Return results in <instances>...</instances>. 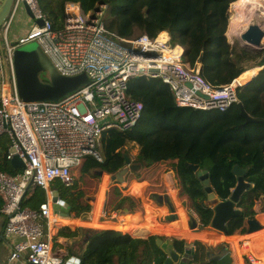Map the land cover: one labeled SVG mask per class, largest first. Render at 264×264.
<instances>
[{"label": "trees", "instance_id": "1", "mask_svg": "<svg viewBox=\"0 0 264 264\" xmlns=\"http://www.w3.org/2000/svg\"><path fill=\"white\" fill-rule=\"evenodd\" d=\"M142 1L37 0V3L54 29L60 28L63 24L66 4L77 5L84 13H90L103 5L106 7L104 17L106 29L120 38L127 39L131 38V25L129 21L124 23V20ZM236 1L153 0L151 12L171 9L173 5L179 7L180 11L173 13L172 18L162 25L155 26V22H150L147 35L155 37L162 31L168 32L171 45L183 48V62L190 66L198 65L200 76L212 87L228 85L248 70L241 66L247 55L242 53L237 56L225 35L229 23L228 10L230 5L233 11L236 10ZM255 67H261V70L237 89L239 103L246 114L256 121L243 129H239L244 120L237 105H233L225 112L179 108L175 105L168 86L161 81L145 77L129 80L127 83L129 98L143 105L140 120L128 131H109L102 134L101 161L87 157L77 169L82 176L94 170L112 175L125 167L124 155L129 158L124 147L127 144H134L138 147V153L134 160L130 158L129 160L140 168L136 172L128 173L125 176V183L146 181L151 187L146 188L145 194L148 192L165 194L164 188L160 185V176L166 171L164 166L169 165L178 188L183 190L187 198L189 209L196 214L200 227L204 228L209 225L212 210L205 207L206 195L201 181L185 164L197 165L199 170L208 173L210 186L220 200L229 197L236 183V178L230 170L234 165H238L246 170L244 180L253 183L254 186L249 192L244 193L237 203L236 207L242 211L243 217L233 220L228 225L227 233L229 235L245 233L244 221L253 217L254 202L264 196V57ZM9 147L8 138L0 136V171L13 175L16 171L6 160ZM82 176L77 183L72 184L74 195L81 183L84 185L90 181L87 178L82 181ZM100 180L102 181L101 178ZM167 184L168 186L170 184L168 178ZM133 187L134 193L141 190V186ZM56 188L57 184L49 186L50 190ZM41 192L38 194L37 190L34 197L25 201L24 205L36 209L39 203L45 201L44 192ZM115 193L119 200L114 209L119 211L126 207L128 211H132L134 200L130 196H121L118 190H115ZM180 194V190H175L177 203ZM61 200L69 204L68 214L77 216L75 206L65 199ZM150 215L151 211L144 220L135 218L128 226L150 223L152 221ZM156 239L158 237L155 235L140 239L112 231L101 232L89 242L85 251V261L88 264H164L165 255L156 246ZM172 242L174 249L181 254L183 249L194 252L192 263L206 264L208 253L207 247L203 244L194 242L187 246L183 241Z\"/></svg>", "mask_w": 264, "mask_h": 264}, {"label": "built area", "instance_id": "2", "mask_svg": "<svg viewBox=\"0 0 264 264\" xmlns=\"http://www.w3.org/2000/svg\"><path fill=\"white\" fill-rule=\"evenodd\" d=\"M23 4L32 14L31 27L9 41V27ZM98 7L96 12L84 13L77 5L66 4L63 24L54 29L37 0H13L1 26L0 136L6 135L10 142L6 160L19 163L12 167L13 175L0 171V216L4 219L0 242L7 246L11 264L20 260L23 264H49V186L73 184L72 169L82 160L92 157L101 161L102 134L128 131L140 120L143 105L129 98V80L145 77L161 81L179 108L225 112L239 103L237 89L242 85L236 80L212 87L200 76L198 65L182 61V47L171 45L167 36L166 41L160 38L164 32L155 37L120 38L105 27L106 7ZM39 20L42 26L36 24ZM29 43L39 46L58 74H84L88 84L57 101H22L12 55ZM4 64L8 68L5 88L1 80ZM37 190L44 192L45 201L36 209L25 206Z\"/></svg>", "mask_w": 264, "mask_h": 264}, {"label": "water", "instance_id": "3", "mask_svg": "<svg viewBox=\"0 0 264 264\" xmlns=\"http://www.w3.org/2000/svg\"><path fill=\"white\" fill-rule=\"evenodd\" d=\"M12 3L13 0H1L0 27L8 17ZM23 10L26 16L29 19H32V14L27 5L23 4ZM98 10L99 7H96L94 12ZM91 17H93V14ZM36 24L42 26L43 22L39 20L36 21ZM263 37L264 31L261 29L260 25L251 22L242 31L239 39L243 43L242 47L250 48L254 51H261L263 50L261 43ZM12 61L17 93L19 98L24 102L57 101L68 96L78 88L88 84V79L84 74L73 77H65L58 74L36 43H29L16 48L12 55ZM40 74H44L47 80H40ZM203 97L207 98L206 96ZM237 106L240 109V116L244 120L243 124L239 126V129H243L245 126L256 123L255 120L246 114L241 103H238ZM124 159L125 167L119 169L116 173L109 175L111 183L122 184L128 172H136L139 170L140 166L131 164L127 155H124ZM10 164L15 168L19 166V163L16 160H13ZM185 166L193 173H196L198 179L202 183L203 191L207 194L205 207H209L212 210L209 228L224 234L227 233L228 224L233 220L241 219L243 217L242 211L237 208L236 205L242 195L251 187L250 184L244 181L246 170L241 169L238 165H234L231 168L230 173L236 178L235 186L230 191V195L226 200H220L210 189L208 173L206 171L199 170L197 165L185 164ZM173 182L176 187L177 183L174 178ZM151 199L160 205L165 204L168 209L172 211L166 195H152ZM261 202V209L264 211V197L261 198ZM126 211L127 209L124 208L123 212ZM102 219L103 218L100 217L99 221L102 222ZM244 223L246 234L252 233L260 228L259 223L254 218L246 219ZM196 225V221L192 219L191 227L196 228ZM100 234L101 231L96 230L92 237L99 236ZM156 246L165 255L164 264H192L194 253L184 252L181 254L177 252L174 249L172 240L167 239L162 241L161 239H156ZM207 262L214 264H232V259L230 252L227 249H223L217 251L215 254H207Z\"/></svg>", "mask_w": 264, "mask_h": 264}, {"label": "crops", "instance_id": "4", "mask_svg": "<svg viewBox=\"0 0 264 264\" xmlns=\"http://www.w3.org/2000/svg\"><path fill=\"white\" fill-rule=\"evenodd\" d=\"M28 27L30 28L31 24ZM28 27L25 28L23 32H20L18 37L24 35L29 30ZM252 68L257 69V72L261 70V67L255 66L245 69L250 70ZM7 74L8 68L7 65L4 64L1 69L2 81L5 80L7 82ZM249 80L250 79L246 80L245 83ZM170 173H172V178H175L172 170H170ZM167 176L168 174L164 176V182H166ZM73 184H75V182ZM133 186H141V190H139V192L137 193H130V190L134 188ZM144 187V182H132L130 187L122 193L123 195L130 194V196L134 198V207L139 205L142 207L144 214L141 215V218L143 220L145 219V217H147L148 212L151 211V215L149 217L152 221L140 226H128L129 224L124 225L122 223L119 224L114 223L113 221H106L103 223L104 225L102 226V231L100 230L101 232L112 231L119 235L127 234L131 237L140 239H145L150 235H155L157 237L164 236L170 238L172 241H183L187 246H191L194 242H199L207 247L208 254H215L217 251L227 249L230 252L232 264H264V215L258 214L256 216V219L261 223L262 228L249 234H246V231L243 234H224L210 229L209 225L201 228L198 220H196V228H192V219L189 221L188 215L182 209L183 202H179L178 206L175 205L170 190L166 188L172 211H170L167 206L153 208L152 202L142 196V190ZM210 189L215 195L214 190L211 186ZM176 190L181 191L180 198L185 196L183 190H181L180 188H177ZM205 195L207 200V194L205 193ZM206 208L211 209L209 207ZM255 209H257V205L255 206ZM129 212L133 215L136 214L131 211ZM96 217L97 214H95L94 218L90 217L85 219L80 218L78 215L75 217L70 216L69 214L61 216L56 215V219L52 218L53 223H51L50 218L48 227L46 228L47 237L51 246L49 264H88L85 261V251L88 247L89 242L93 238L92 236L94 232L96 230H99L98 226L94 224L95 222L93 223ZM161 218H165L168 222L161 223ZM59 222L62 223L57 227L56 224H58ZM129 228L130 231H127L126 229ZM255 241L259 242V244L258 248L254 250V248L250 247L249 244ZM1 243L2 242H0V245ZM242 248H249V250L246 253L238 256L237 251ZM182 251L183 253L193 252L189 249H183ZM8 254V248L5 244H3L2 255L4 256V258L0 262V264H11L8 262ZM13 264H23V262L20 260L14 262ZM206 264L212 263L206 262Z\"/></svg>", "mask_w": 264, "mask_h": 264}, {"label": "rangeland", "instance_id": "5", "mask_svg": "<svg viewBox=\"0 0 264 264\" xmlns=\"http://www.w3.org/2000/svg\"><path fill=\"white\" fill-rule=\"evenodd\" d=\"M152 3L153 0H143L142 2H140L137 7L135 8V10L124 20V23L126 21H129L130 26V32H131V37H136L140 34H147L149 29H148V25L153 22H155V26L156 25H162L166 20H170L173 15V13L180 11L179 7L176 6H172L171 9H167V10H163V11H156V12H151L150 9L152 8ZM236 11V10H235ZM229 22H230V18L232 17V13H233V9L232 6L230 5L229 7ZM256 20L252 21L253 23H257V24H262L263 23V17L259 14L256 13L255 16ZM32 23L31 19H29L24 10L21 9L19 10V12L16 14V16L14 17L8 33H7V39L9 41L14 40L15 38L18 37V35L20 34V32H23L25 28H27L30 24ZM29 28V27H28ZM164 32V34L170 38V35L168 34V32L166 31H162ZM242 32V31H241ZM3 33H4V28L0 27V47L3 43ZM229 23H228V27H227V31H226V38L228 43L234 48L235 53L238 55H241L242 53L247 55V58H245L243 60V62L241 63V66L245 69V68H251L253 66H256L261 59L264 57V37L262 39V47L263 50L261 51H254L250 48H244L242 47L243 44L239 39V36H230L229 35ZM249 56V57H248ZM257 69L252 68L250 70L245 71V73L239 78L237 79V83L239 85H242L245 83L246 80L248 79H252L256 74H257ZM40 80L42 81H46L47 78L44 74H40L39 75ZM6 85V81L3 80L2 81V86L3 88H5ZM4 137H7L6 135H2ZM125 151L127 152V154L129 155L130 160H134L137 153H138V147L134 144H127L124 147ZM99 153L100 152V148H99ZM126 155V154H125ZM131 163V162H130ZM133 164V163H131ZM136 165V164H135ZM165 173H163L160 176V185H162V187L164 188V193H147L145 194V190L146 188H150L151 185L146 182V181H142V183H145V187L142 190V196H144V198L149 199L152 202V207L156 208V207H162V206H166L165 204H158L154 201H152L151 196L152 195H166L168 197V192L167 189L170 190V193L172 194V198H173V202L175 203V205L178 206L179 203H176L174 200V196H175V190L178 188L177 185L175 187L174 182H173V178H172V173H170V168L169 165H165ZM130 173V172H128ZM82 173L79 172V170L76 168L72 169V175L74 177V181L75 183H77L79 181V179L81 178ZM104 175H106L107 179L105 180V182L103 183V186L101 185V180L100 178ZM168 174L167 178L168 181H170L171 185L168 186L167 184V180L166 182H164V176ZM84 181V178L90 179L89 182H85L84 185H82V183L78 186V192L80 194H73L75 192L73 186L70 184V186H63L61 184H57V188L55 189L58 192V195L61 199H65L68 202H71L73 204V206H75V215H79L80 218H94L95 214H96V209H94V205L96 204V199H100L101 200V207L99 209L98 215L95 219V221H93L94 224H96L98 226V229L102 231V226L104 225L103 223L106 221H113L114 223H122L125 224H132L131 221H135V218L139 219L140 221H142L143 219L141 218L143 213V209L142 207L139 206H135L131 212L136 213L135 215L131 214L128 209L126 212H123L122 210H115V205L118 202L119 198L116 197V193L115 190H118V192H120L121 196H130L129 195H123V191H126L130 185L125 183V179L124 182L122 184H117V183H111L109 180V175L102 173L101 175L98 174V171H90L88 172L85 176H82ZM175 180V178H174ZM101 181V182H100ZM176 181V180H175ZM136 182V181H135ZM141 183V182H138ZM167 188V189H166ZM131 189L130 193H134ZM42 192L40 190H38V194H41ZM136 193V192H135ZM74 195V196H73ZM69 196V197H68ZM45 197V196H44ZM74 197V199H72ZM131 197V196H130ZM181 197V196H180ZM179 197V198H180ZM133 200L134 198L131 197ZM169 198V197H168ZM74 200V201H73ZM95 200V201H94ZM93 202V203H91ZM179 202H183V206L182 209L183 211L188 215L189 221L191 219H193L194 221L197 220V216L195 213H193L190 209H189V204L187 201V198L185 196H183L182 198H180ZM61 204V203H60ZM93 204V205H92ZM62 205V204H61ZM89 206V207H88ZM70 207L69 204H67V208ZM153 210V209H152ZM189 210V211H188ZM102 217V222H99V218ZM148 217V216H147ZM146 218V217H145ZM3 221V217L0 216V232H1V222ZM192 221V220H191ZM161 223H166L168 222L165 218L164 219H160ZM53 223V221H52ZM197 223V222H196ZM130 229V228H129ZM128 230V229H126ZM158 239H161L162 241H165L167 239H170L168 237H158ZM171 240V239H170ZM258 244L259 242H251L249 244L250 247L257 249L258 248ZM2 248H3V244L1 243L0 245V262L3 260L4 256L2 255ZM249 249V248H247ZM242 250V249H240ZM238 254H239V250H238Z\"/></svg>", "mask_w": 264, "mask_h": 264}, {"label": "bare ground", "instance_id": "6", "mask_svg": "<svg viewBox=\"0 0 264 264\" xmlns=\"http://www.w3.org/2000/svg\"><path fill=\"white\" fill-rule=\"evenodd\" d=\"M235 4H236V11H233L232 17L230 18V22H229V33H230L229 35L230 36L232 35L240 36V34L242 33L241 31H243L247 27V25H249L252 21L256 20L255 18L256 13H259L263 17V20H264V0H237ZM259 25L261 29L264 31V21L262 24H259ZM160 38L163 41L167 40L166 35L164 33L160 35ZM179 53H180V49L178 48L176 49V54H179ZM100 173H103V172H98V174ZM101 179H102V185H103V183L107 179L106 175L103 174ZM63 186L66 187L68 185H63ZM48 191H49L48 195H49V201H50V207H51L50 218H51V223H52V218L56 219V215H59V216L68 215V211L70 208L69 207L67 208V204L60 199L58 192L56 190L48 189ZM100 199H96L97 202L94 205V209H96L97 215L101 207Z\"/></svg>", "mask_w": 264, "mask_h": 264}, {"label": "flooded vegetation", "instance_id": "7", "mask_svg": "<svg viewBox=\"0 0 264 264\" xmlns=\"http://www.w3.org/2000/svg\"><path fill=\"white\" fill-rule=\"evenodd\" d=\"M246 175V174H245ZM245 177V176H244ZM246 183H248V184H250L251 185V187H250V189L248 190V191H246V192H249L252 188H253V183H251V182H249V181H246V180H244ZM170 185V184H169ZM235 186V185H234ZM234 188V187H233ZM232 188V189H233ZM231 189V190H232ZM245 192V193H246ZM262 197H264V196H262ZM262 197H260V199L259 200H257V201H255L254 202V204H253V207H252V210H253V212H254V215H253V217L252 218H254L258 223H259V225H260V228L259 229H257L256 231H258V230H260L261 228H262V225H261V223L256 219V216L258 215V214H260V215H264V211L261 209V206H262V202H261V198ZM174 200H175V196H174ZM176 202V201H175ZM177 203V202H176ZM257 205V209H255V206ZM252 218H250V219H252ZM246 228V227H245ZM249 249H247V248H243L242 250H239V254H238V251H237V255L239 256V255H242L243 253H246L247 251H248Z\"/></svg>", "mask_w": 264, "mask_h": 264}]
</instances>
